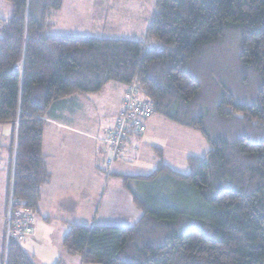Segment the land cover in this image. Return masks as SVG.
<instances>
[{
	"label": "trees",
	"instance_id": "16d2710c",
	"mask_svg": "<svg viewBox=\"0 0 264 264\" xmlns=\"http://www.w3.org/2000/svg\"><path fill=\"white\" fill-rule=\"evenodd\" d=\"M63 1L11 0L12 14L0 18V124L16 133L6 202L12 193L16 207L36 211L49 179L41 153L46 117L67 96L113 81L126 86L114 117L133 90L153 112L143 131L129 130L123 158L107 165L103 157L104 173L128 158L153 115L197 131L209 150L186 157V171L160 158L146 174L121 176L142 209L138 220L69 223L65 252L83 264H264V0H155L141 39L50 34L48 14ZM153 41L162 47H148ZM129 180L141 186L132 189ZM3 236L0 264H35L20 246L31 235Z\"/></svg>",
	"mask_w": 264,
	"mask_h": 264
},
{
	"label": "crops",
	"instance_id": "0c3cea01",
	"mask_svg": "<svg viewBox=\"0 0 264 264\" xmlns=\"http://www.w3.org/2000/svg\"><path fill=\"white\" fill-rule=\"evenodd\" d=\"M119 85L110 82L97 93L67 96L56 106L54 116L45 119L43 134L49 126L52 134L58 133L59 137L44 139L43 135L41 153L49 179L41 187L34 232L20 241L35 264H52L59 257L65 264H83L78 256L68 255L61 244L69 223L127 225L138 220L142 209L136 206L121 176L146 174L160 158L176 170L188 168L186 157L191 154L179 146L180 140L185 141L179 131L185 133L188 129L153 115L147 120L145 133L131 140L128 158L114 162L113 174L102 172L100 155L106 154L104 138L114 115L121 109L126 89ZM106 86H110L113 95L109 93L110 100L104 102L101 96ZM87 106L97 110L89 115ZM62 110L71 114L65 116ZM12 131L11 124H0V219L4 217L2 212L14 172L16 133L12 135ZM189 131L195 130H188L190 137L193 133ZM157 147L161 153L156 151ZM137 185L141 186L134 180L128 181L132 189Z\"/></svg>",
	"mask_w": 264,
	"mask_h": 264
},
{
	"label": "rangeland",
	"instance_id": "374dc122",
	"mask_svg": "<svg viewBox=\"0 0 264 264\" xmlns=\"http://www.w3.org/2000/svg\"><path fill=\"white\" fill-rule=\"evenodd\" d=\"M12 6L13 3L11 0H0V18L7 19V17L12 14ZM155 9V0H64L59 10L51 11L48 14L47 19L50 23H52L50 27L51 29L48 33H72L83 36L91 35L94 37L98 36L104 38L141 39L146 32L151 12ZM148 47L158 49L162 47V43L156 41L149 42ZM106 87V90L101 96V99L104 102L110 100L109 93L113 95V93L110 92V86ZM86 110L90 115L97 109L87 106ZM61 113H66L65 116L71 114V112L68 111H65L64 113L63 110ZM62 114H60V116ZM62 121L67 122L66 119ZM49 128L51 127H45L44 139L59 137L58 133L52 134L51 129ZM187 132L183 133L179 131V136L186 141L180 140L179 146L186 154H197L202 156V154L209 150L208 144L205 143L204 139L197 131H189L190 133H193L190 137L187 135ZM198 136L202 139L200 140ZM62 137L67 136L63 135ZM102 158L101 154V165ZM101 167H103V165ZM181 189L182 187L179 188V191L178 189H173L172 193H176L175 196H177L178 192L180 196ZM141 194L143 197L146 195L143 194V192ZM182 194V196L190 201L188 203L192 207L198 205L197 208L199 209V207L202 206L201 201L196 194H188L187 192H182ZM182 196L179 198L182 199ZM5 212L6 209L2 212L4 217L0 219V252L4 237L3 234L5 233Z\"/></svg>",
	"mask_w": 264,
	"mask_h": 264
},
{
	"label": "built area",
	"instance_id": "2783aa9c",
	"mask_svg": "<svg viewBox=\"0 0 264 264\" xmlns=\"http://www.w3.org/2000/svg\"><path fill=\"white\" fill-rule=\"evenodd\" d=\"M16 71L21 72V63L14 66ZM122 104V111L114 117V125L110 135L104 139L105 142V164L116 158H123L124 143L129 130L140 132L144 129V121L153 112V104L149 99H140L133 90L125 96ZM5 212V236L7 241L13 237L23 239L32 235L35 227V212L31 207H16L17 199L10 194Z\"/></svg>",
	"mask_w": 264,
	"mask_h": 264
}]
</instances>
